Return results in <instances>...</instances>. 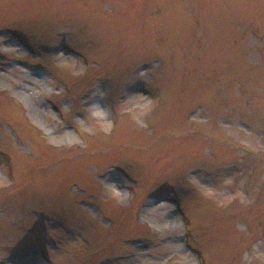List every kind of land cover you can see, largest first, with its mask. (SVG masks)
I'll list each match as a JSON object with an SVG mask.
<instances>
[{"label": "rangeland", "instance_id": "1", "mask_svg": "<svg viewBox=\"0 0 264 264\" xmlns=\"http://www.w3.org/2000/svg\"><path fill=\"white\" fill-rule=\"evenodd\" d=\"M0 264H264V0H0Z\"/></svg>", "mask_w": 264, "mask_h": 264}]
</instances>
